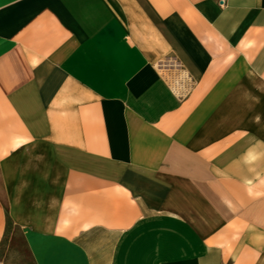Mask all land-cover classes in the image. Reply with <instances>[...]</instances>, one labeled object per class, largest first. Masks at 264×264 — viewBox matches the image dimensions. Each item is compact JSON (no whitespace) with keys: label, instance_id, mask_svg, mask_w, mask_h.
<instances>
[{"label":"crops","instance_id":"obj_1","mask_svg":"<svg viewBox=\"0 0 264 264\" xmlns=\"http://www.w3.org/2000/svg\"><path fill=\"white\" fill-rule=\"evenodd\" d=\"M33 264H264V0H0V247Z\"/></svg>","mask_w":264,"mask_h":264},{"label":"rangeland","instance_id":"obj_2","mask_svg":"<svg viewBox=\"0 0 264 264\" xmlns=\"http://www.w3.org/2000/svg\"><path fill=\"white\" fill-rule=\"evenodd\" d=\"M0 264H33L20 230L10 223L0 247Z\"/></svg>","mask_w":264,"mask_h":264}]
</instances>
